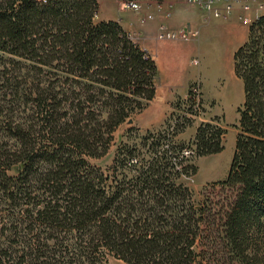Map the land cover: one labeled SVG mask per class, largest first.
Returning <instances> with one entry per match:
<instances>
[{
  "label": "trees",
  "instance_id": "obj_1",
  "mask_svg": "<svg viewBox=\"0 0 264 264\" xmlns=\"http://www.w3.org/2000/svg\"><path fill=\"white\" fill-rule=\"evenodd\" d=\"M99 12L0 0V264H264V17L234 57L244 102L228 175L197 201L184 177L224 151L213 124L189 146L173 141L179 125L148 133L150 158L132 168L135 150L120 152L111 175L89 163L155 99L158 73Z\"/></svg>",
  "mask_w": 264,
  "mask_h": 264
},
{
  "label": "rangeland",
  "instance_id": "obj_2",
  "mask_svg": "<svg viewBox=\"0 0 264 264\" xmlns=\"http://www.w3.org/2000/svg\"><path fill=\"white\" fill-rule=\"evenodd\" d=\"M98 1L101 8L95 22L98 23L107 16L123 17L124 24L131 27L127 26L129 31L127 33L140 47L146 45V37L150 33L158 34L161 25L170 28L168 24L173 15H178L180 18L174 20L175 27L170 28L171 30L186 28L198 32V35L189 42L168 41L174 42L175 51L181 52V56L184 57L183 79L174 78L173 73L166 83L162 80L163 73L159 71L155 80V99L144 111L133 115L117 129L109 151L104 157L89 159V163L111 175L120 152L135 150L136 159L128 165L132 168L137 161L150 158V144L144 146L143 142L148 133L163 131L172 134L179 125L180 132L173 141L177 146H189L195 140L197 130L202 125L213 124L225 132L224 151L214 156L194 157L192 163L198 168V173L191 178L184 177V182L193 190L196 200L200 201L204 189L225 180L230 169L239 133L238 110L244 102L243 82L234 72L235 60L232 56L236 49L248 41L249 35L246 37V34L250 27L240 23L236 18L226 22L209 19L202 11L188 6L185 0L156 2L137 0L141 5L139 12L125 9L124 6L128 3L126 0ZM168 9L172 10L170 18H166L165 15ZM148 15L153 16V20L142 23ZM157 20L159 24L155 27L154 23ZM194 87L198 91L196 104L190 102L192 97L189 95ZM187 119L192 120L190 125H187ZM166 148L165 144L162 149ZM194 153L191 148L184 151V155L188 158ZM216 165L219 168L214 169ZM126 169L129 170L127 167ZM18 174V168L10 172L12 177ZM108 264L126 263L109 256Z\"/></svg>",
  "mask_w": 264,
  "mask_h": 264
},
{
  "label": "built area",
  "instance_id": "obj_3",
  "mask_svg": "<svg viewBox=\"0 0 264 264\" xmlns=\"http://www.w3.org/2000/svg\"><path fill=\"white\" fill-rule=\"evenodd\" d=\"M190 7L197 8L202 11L209 19L229 21L236 18L240 23L250 27L256 21L264 17V0H185ZM125 9L134 12L141 11L139 2L131 1L125 4ZM166 18L172 16V10L168 9L165 13ZM146 20H153V16L148 15ZM198 32L190 29L171 30L167 25H161L157 34V40L161 42L182 41L189 42L193 38H197ZM144 52L148 51L143 49ZM198 64L197 61H195ZM198 91L194 87L191 90L192 101L196 104L198 99ZM194 98V100H193Z\"/></svg>",
  "mask_w": 264,
  "mask_h": 264
},
{
  "label": "crops",
  "instance_id": "obj_4",
  "mask_svg": "<svg viewBox=\"0 0 264 264\" xmlns=\"http://www.w3.org/2000/svg\"><path fill=\"white\" fill-rule=\"evenodd\" d=\"M157 0L151 1V2H156ZM164 1V0H163ZM100 3V2H99ZM100 8H101V4H100ZM173 18H171V21L169 20V26L170 28H174L175 27V23L174 20H176L177 18H180V16H172ZM101 21H116L118 22L122 28L127 32V26L128 28H131L130 25H125L123 22V17L119 16H107V17H103ZM155 27L157 26L158 20L154 23ZM154 27V28H155ZM158 27V26H157ZM129 32V31H128ZM147 35V34H146ZM157 35V34H156ZM155 33L152 32L150 33L147 37H146V45L141 47L142 49H146L148 51L149 54H153L154 56L153 59L156 62L157 68H158V72L160 71L162 74V80H164L166 83H168V80L170 78V76L174 73L175 77H177L178 80H182L183 79V75H184V57H182L181 52H176L175 51V44L174 42H158L157 41V37H156ZM249 35V32H247L246 37ZM177 47V46H176ZM238 49H236L233 52V56L235 57V54L237 52ZM177 55L179 57H177ZM234 72H235V66H234ZM236 74V73H235ZM244 87V85H243Z\"/></svg>",
  "mask_w": 264,
  "mask_h": 264
},
{
  "label": "bare ground",
  "instance_id": "obj_5",
  "mask_svg": "<svg viewBox=\"0 0 264 264\" xmlns=\"http://www.w3.org/2000/svg\"><path fill=\"white\" fill-rule=\"evenodd\" d=\"M217 168H219V166H218V165H216V166L214 167V169H217Z\"/></svg>",
  "mask_w": 264,
  "mask_h": 264
}]
</instances>
